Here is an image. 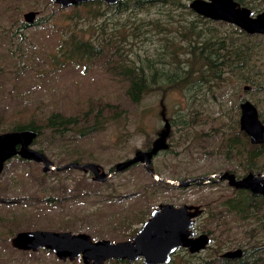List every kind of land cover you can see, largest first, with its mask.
<instances>
[{"label": "rangeland", "instance_id": "1", "mask_svg": "<svg viewBox=\"0 0 264 264\" xmlns=\"http://www.w3.org/2000/svg\"><path fill=\"white\" fill-rule=\"evenodd\" d=\"M190 1L0 0V134L33 131L31 147L56 167L44 171L18 155L4 163L0 264H84L46 248L18 250L11 239L43 229L122 241L167 202L199 206L192 230L210 242L197 252L178 248L165 264H264V195L219 177L264 172V142L252 143L239 123L249 100L264 124V34L205 18ZM235 1L264 10V0ZM28 11L36 12L31 22ZM124 68L144 76L148 90L137 101ZM54 117L66 121L60 130L49 125ZM159 140L150 164L157 174L207 182L158 181L140 161L114 172ZM70 162L111 175L97 181L90 169H57ZM234 249L241 255H223Z\"/></svg>", "mask_w": 264, "mask_h": 264}, {"label": "water", "instance_id": "2", "mask_svg": "<svg viewBox=\"0 0 264 264\" xmlns=\"http://www.w3.org/2000/svg\"><path fill=\"white\" fill-rule=\"evenodd\" d=\"M61 7H68L94 0H53ZM116 3L118 0H100ZM191 8L205 18L222 20L241 28L248 34H264V10L253 13L249 8L240 5L235 0H192ZM34 11L24 13L27 21H32ZM240 128L246 132L254 144L264 142V125L258 118L255 106L246 100L241 103ZM35 133L30 130L10 131L0 134V172L4 163L18 155L23 159L42 162L44 171L56 169L54 164L40 151L32 148ZM162 140L156 141L149 151H137L126 161L117 163L114 172L130 167L140 161L145 170L156 180L171 185L188 186L192 183H206L208 176L195 178L171 179L163 178L150 166L153 154L162 146ZM68 167L90 169L97 181L108 179L111 173H106L96 163L79 164L70 162L57 169ZM213 176V175H211ZM222 179H228L236 187L249 188L253 192H264V173L256 175L248 173L242 178L223 173ZM205 179V180H203ZM201 212L197 205L160 203L152 210L137 232L129 239L113 242L109 239H93L85 232L54 231V230H24L11 239V245L19 250L37 251L39 248L51 250L61 260H75L79 256L84 264H104L109 259L128 260L133 262L142 258L145 264H165L171 254L178 248H187L197 252L205 248L210 239L207 234L194 235L193 219ZM240 249L227 250L225 257H236Z\"/></svg>", "mask_w": 264, "mask_h": 264}, {"label": "trees", "instance_id": "3", "mask_svg": "<svg viewBox=\"0 0 264 264\" xmlns=\"http://www.w3.org/2000/svg\"><path fill=\"white\" fill-rule=\"evenodd\" d=\"M208 63L211 66L215 65V63L211 61ZM122 71H123V74L135 78L130 81V87H129L128 93L132 97L133 100L137 101L139 99L140 94L148 90L146 84L144 83V76H142L143 74L141 76L139 75L135 76L136 74L132 72L133 70L128 69V68H124L122 69ZM154 77H158L157 71L154 73ZM145 113L146 112H144V114ZM49 122H50L49 125H51L52 128L55 127V129H57L59 127L58 130H60L64 126L66 121L60 120L58 117H54V118H50Z\"/></svg>", "mask_w": 264, "mask_h": 264}, {"label": "flooded vegetation", "instance_id": "4", "mask_svg": "<svg viewBox=\"0 0 264 264\" xmlns=\"http://www.w3.org/2000/svg\"><path fill=\"white\" fill-rule=\"evenodd\" d=\"M94 1H99V2H102V3H105V4H108V5H113V4H116V3H109V2H106V1H100V0H94ZM191 2H192V0L190 1V3H189V7L191 8V6H190V4H191ZM192 9V8H191ZM264 173V172H263ZM256 174H258V173H256ZM256 174H254V175H256ZM245 176V175H244ZM244 176H241V177H239V178H242V177H244ZM236 178V177H235ZM239 178H237V179H239ZM232 185V184H231ZM235 186V185H234ZM236 187V186H235ZM237 189H240V190H246V191H249V192H252V193H254L255 195H264V192H262V191H259V192H253V191H251V189H249V188H244V187H236ZM201 209V208H200ZM210 242V241H209ZM19 250V249H18ZM240 255H241V253H240ZM239 255V256H240ZM143 261V260H142ZM145 264V263H144Z\"/></svg>", "mask_w": 264, "mask_h": 264}, {"label": "bare ground", "instance_id": "5", "mask_svg": "<svg viewBox=\"0 0 264 264\" xmlns=\"http://www.w3.org/2000/svg\"><path fill=\"white\" fill-rule=\"evenodd\" d=\"M264 125V124H263Z\"/></svg>", "mask_w": 264, "mask_h": 264}]
</instances>
